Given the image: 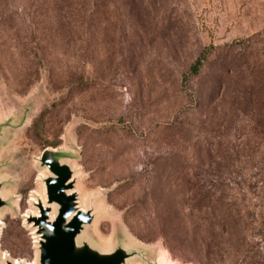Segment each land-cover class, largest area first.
Returning <instances> with one entry per match:
<instances>
[{
  "label": "rangeland",
  "instance_id": "obj_1",
  "mask_svg": "<svg viewBox=\"0 0 264 264\" xmlns=\"http://www.w3.org/2000/svg\"><path fill=\"white\" fill-rule=\"evenodd\" d=\"M44 150L94 214L79 243L264 264V0H0L1 264H39Z\"/></svg>",
  "mask_w": 264,
  "mask_h": 264
},
{
  "label": "water",
  "instance_id": "obj_2",
  "mask_svg": "<svg viewBox=\"0 0 264 264\" xmlns=\"http://www.w3.org/2000/svg\"><path fill=\"white\" fill-rule=\"evenodd\" d=\"M39 162L50 174L43 181L45 202H36L37 216L27 218V224L35 229L39 237L38 263L126 264L133 253L122 248L102 253L87 243H79L84 229L93 222L94 214L78 205L73 173L68 165L61 163L57 152L44 150ZM6 204L0 197V209ZM5 264L12 263L7 261Z\"/></svg>",
  "mask_w": 264,
  "mask_h": 264
},
{
  "label": "trees",
  "instance_id": "obj_3",
  "mask_svg": "<svg viewBox=\"0 0 264 264\" xmlns=\"http://www.w3.org/2000/svg\"><path fill=\"white\" fill-rule=\"evenodd\" d=\"M206 60L205 55H201L200 58H198L195 63L192 65L190 69V73L192 75H197L200 68L204 65V61ZM238 223V220H235L233 217H226L222 219V222L218 224L217 228H223V229H230L231 227H235Z\"/></svg>",
  "mask_w": 264,
  "mask_h": 264
},
{
  "label": "bare ground",
  "instance_id": "obj_4",
  "mask_svg": "<svg viewBox=\"0 0 264 264\" xmlns=\"http://www.w3.org/2000/svg\"><path fill=\"white\" fill-rule=\"evenodd\" d=\"M81 236H82V235H81ZM81 236H80V237H81ZM15 264H21V263L17 262V263H15Z\"/></svg>",
  "mask_w": 264,
  "mask_h": 264
}]
</instances>
